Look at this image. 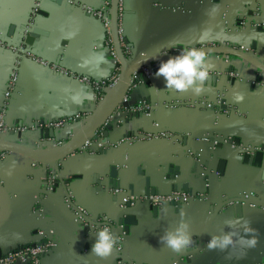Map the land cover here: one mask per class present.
Returning <instances> with one entry per match:
<instances>
[{
    "label": "crops",
    "instance_id": "obj_1",
    "mask_svg": "<svg viewBox=\"0 0 264 264\" xmlns=\"http://www.w3.org/2000/svg\"><path fill=\"white\" fill-rule=\"evenodd\" d=\"M81 1L85 7L93 9L100 8L105 2ZM32 3L33 0H0V32L7 34L14 27L10 38L18 40L17 27L30 17ZM124 11L127 39L132 44L137 42L143 53H148V49L152 50L149 52L158 53L160 47L176 44L190 48L218 42L242 48L264 62V0H124ZM238 20L243 23L236 24ZM37 23L38 28L46 33L33 44L37 57L55 64L60 60V67L92 81L106 79L114 72L115 67L105 44L106 33L98 19L84 14L80 9L61 10L55 3L48 2L43 4ZM234 27L240 28V31ZM206 57L208 78L199 94H193L191 90L180 93L165 90L163 77L141 80L130 91L128 99L131 105L144 102L152 112L150 118H131L121 124L116 123L115 119L108 134V140L116 141L139 130L170 128L184 141H143L132 146L122 145L116 151L103 150L104 153L78 150L58 164L61 177L69 182L71 195L84 207L83 212L88 219L97 223L101 219L113 221L122 216L120 196L96 192L92 185L94 178L116 169H119L117 177L120 182L129 186L143 180L139 170L144 164L154 162L168 167L173 163L180 168L178 178L188 176L189 181L185 185L193 191H205L206 184L198 175L203 163L195 167L196 158L190 157L194 153H199L202 161H208L210 171H216V168L221 171L217 177L209 176L208 194L211 200L219 197L222 191L261 190L259 184L262 182L264 165L261 168L241 163L233 165L230 159L237 158V151L228 145L213 150L209 143L194 138L206 133V124L212 118L210 112L203 113L201 107L195 111L173 107L174 102L199 99L216 101L223 96L233 108L219 121L224 134L214 132V135L217 138L223 135L238 137L245 145H264V74L233 57ZM13 60L12 51L0 49V108L4 103L2 92L6 88ZM43 68L27 61L20 65L17 89L5 109L6 125L25 131L17 141L35 148L41 143L38 140L39 131L43 128L41 125L69 119L76 114L89 115L99 104L90 85L79 83L72 77L47 72ZM116 117L114 115L113 119ZM81 125L82 121H70L57 130H49L54 131L56 138L46 139L45 149H51L53 143L65 141ZM13 137L17 138L15 135ZM218 156L228 160L217 163L214 159ZM200 160L198 163H201ZM130 163H136V167L128 168ZM46 173L42 166L33 165L17 155L7 154L0 160V182L10 193L13 206L9 221L0 230V249L4 251L36 238L35 231L39 225L35 206L38 197L44 195V222L62 243L39 264H116L115 250L105 258L91 252L96 240L95 233L102 228L83 226L84 222L66 201L63 186L58 180L53 190L46 193ZM159 187L167 191L170 184L164 182ZM206 209L207 204L198 202L183 209L163 205L154 216L145 203L129 207L127 210L134 219L127 235L129 260L133 264H174L185 252L188 255L176 264H234L255 259L264 252V212L247 211L243 220L255 230L253 235L258 242L254 248L241 249L236 245L219 251L205 247L204 252L198 255L197 251L204 247L207 237L209 240L211 236L222 235L229 230L235 231L237 238L243 234L238 225L229 228L228 221L231 219L218 226L214 233L206 230V223L203 222ZM181 219L189 225L193 244L177 253L162 244L159 238L166 231H173ZM120 233V227L116 226L115 235Z\"/></svg>",
    "mask_w": 264,
    "mask_h": 264
},
{
    "label": "water",
    "instance_id": "obj_2",
    "mask_svg": "<svg viewBox=\"0 0 264 264\" xmlns=\"http://www.w3.org/2000/svg\"><path fill=\"white\" fill-rule=\"evenodd\" d=\"M120 0H111L110 4V35H111V42H112V48L114 51V54L117 59V69H118V76L111 87V89L106 93L104 98L99 102L97 108L94 112H92L85 120L82 121V125L76 130L70 137H68L65 141L61 143L60 146L56 148H51L46 150L43 147H30L27 146L19 141H17V138L13 137V134L11 133L9 136L2 137L0 136V153L3 154H13L20 156L29 162L37 165L44 166L46 168H49L53 170L56 175L58 182H60L63 186L64 190V197L66 198V201L68 202L70 208L73 212L78 213L82 218L85 219V221L90 224L97 227V223L91 221L86 217L81 211L84 209L80 205V203L74 198L72 193L69 190V182L67 180H63L59 173L58 164L66 159L67 157L73 155L78 150L81 149L84 142L94 136H101L102 139H108L109 134V128L105 127L107 121L114 115L116 110L123 104L124 100L128 97L130 91H132L131 85H130V76L134 68H137L138 66L142 65H149L153 68L154 73L157 71L158 66L161 61L167 60L169 56H175L180 54L183 50L187 49L186 47H183L182 45H171L170 47H160L158 49V53L149 52L152 51L148 49V53H143L140 51L138 47V43L132 44L127 39V34L125 33V40L128 43V46L130 48V55L126 56L122 45L120 43L119 39V33H118V23H117V9L119 5ZM260 1V0H258ZM48 2L55 3L57 6L60 7L61 10H68V9H80L78 5H85L81 0H33L32 5L30 6V17L26 22H24L22 25L17 27V35L18 40H13L10 37L13 34L14 27H11L7 34L5 32H0V40L4 43H6L10 47H18V46H24L26 49L31 50L34 54H36L33 44L35 41L40 40V37H44L46 33L42 31L40 28H38L37 18L40 14H42V7L43 4H46ZM37 3L39 5V9L35 15L31 14L32 9L34 8V4ZM238 24V23H236ZM239 28V27H238ZM236 29V27H234ZM260 29V28H258ZM236 31H240V29H236ZM155 45L154 43L152 44ZM191 48V47H190ZM196 48L203 49L206 53V55H222V56H228L233 57L236 59H239L240 61L246 63L248 66L254 68L256 71L264 74V62H261L258 58L251 55L250 53L246 52L245 50L239 49L236 46L233 45H225L218 42H214L210 45H199L196 46ZM2 49V48H0ZM155 50V49H154ZM172 50H174L172 52ZM172 52V53H171ZM155 57V58H152ZM31 63V62H30ZM57 64L60 65V60H57ZM35 66L44 69L42 66L37 65L35 63H32ZM47 72H50L48 68H45ZM144 80V79H143ZM146 80V79H145ZM18 85V84H17ZM206 101L210 103H217L218 100H221L223 104L226 105H220V106H214L212 105L209 108L203 107V113H208L212 115V118L210 121L206 124L208 127L206 133L195 136L194 138L201 141L202 136L207 135L210 137L208 141H204L206 143H209L211 149H221L225 146V144H219L216 147H212V141L213 138H216L215 133L224 134L223 130L220 129L219 125L222 123L219 121L222 120L223 115L230 112V110L233 108V105L230 102H227L223 96H219L218 100L216 101H209L206 99H199V100H186L184 102H174L173 107H184L188 108L189 110L195 111L196 108L201 109L200 105L196 102L200 101ZM228 106V108L226 107ZM228 110L227 113H221L225 112V110ZM152 113V112H151ZM160 130H168L172 133L176 132L169 129H162ZM161 132V131H159ZM38 140L40 139H55L56 134L54 131L50 132L49 130L45 131V134H42V131H39ZM180 138V137H179ZM226 138H231L233 141H235L237 144L242 143L245 145V143L241 142V139L238 137H229V136H221L219 139L224 140ZM35 140V139H34ZM150 141H167L165 139L162 140H150ZM174 143L175 140H171ZM182 138H180L179 142H182ZM114 142V141H112ZM186 143V140H185ZM248 145V144H246ZM230 147V146H229ZM118 148H110L109 151H116ZM237 151L236 149H233ZM102 153L103 151H98ZM104 153V152H103ZM186 155V154H185ZM193 158H196L195 167L202 165L203 168H200V171L198 173L199 177H202L205 184H208L210 188L209 183V176L211 175V172L209 170V163L206 160L201 159L199 153L191 154ZM201 163H198L199 160ZM219 163L220 161L228 160V158L216 157L214 159ZM235 164H244L249 165L251 167H258L261 168L264 165V145L260 146V150L257 151L254 154H244L241 155L239 151H237V158L236 159H230ZM154 163V162H153ZM144 164L143 168L141 167L140 175L143 176V180L140 181L137 185H125L120 182V179L117 177L118 170L111 171L109 174H102L100 176H97L92 181V185L94 186V189L96 192H106L113 190V189H124L127 193L134 194V195H148V194H159V195H167L168 193L172 191L177 190H184V191H193L190 189L189 186L185 185V182H188L186 177L178 178L180 174V168L177 167L175 164H171L167 167L166 164ZM121 165V164H120ZM121 167H124L122 165ZM127 167V165H126ZM129 167H136V163H130ZM123 169V168H121ZM216 171L221 174V171L219 168H216ZM197 174V173H196ZM197 175V176H198ZM193 176V175H191ZM189 176V177H191ZM169 183L170 189L167 191H163L159 189V185L162 183ZM263 182V184H262ZM262 182L259 184V188L261 190L259 191H238L234 193H228L227 191H222L221 195L219 197H215L212 200L205 202L204 204H207V209L205 210L204 216H203V222L205 221L206 230H210V232L214 233L216 231V228L218 226H221L222 223L225 221H228L232 219L234 216H240L243 217L244 213L247 211H255V212H264V172L262 177ZM57 185H55L56 187ZM209 191V189H208ZM42 196V195H40ZM72 196V197H71ZM116 197V196H115ZM121 199V196H120ZM0 200L2 202V211L0 213V230L6 225V223L9 221L11 213H12V200L11 195L6 189V187L1 184L0 182ZM121 201V200H120ZM45 202V201H44ZM191 204V203H190ZM147 205V204H146ZM84 206V205H83ZM148 206V205H147ZM174 206V205H173ZM131 207L130 204L126 205V209H121L122 216L118 220H113V224H108L109 229L114 232L115 235V227L118 226L121 229V233L125 234V240L119 241L116 238L118 243H120L123 246V259L126 264H133L128 257L129 253V247L127 242V235L129 233V227L131 224V220L133 219L132 214H129L128 208ZM149 207V206H148ZM176 209H183L185 206L182 205H176L174 206ZM187 207V206H186ZM152 209L154 216L156 213H158L159 207H149ZM134 220V219H133ZM45 221V218H44ZM45 223V222H44ZM47 225V224H46ZM52 231V235H49V237H54V242L57 247L60 246L62 243L54 234V231L51 227H48ZM208 242V237L205 239L204 247L201 249H198L197 254H201L204 252V248L206 247V244ZM185 255H188L187 253L183 252L180 254V256L174 261V264L182 258H184ZM190 256L193 255L189 254ZM264 255V252L261 255H257L255 259L259 260ZM264 258V257H263ZM253 260V259H250ZM242 262V261H241ZM240 263V262H238Z\"/></svg>",
    "mask_w": 264,
    "mask_h": 264
},
{
    "label": "built area",
    "instance_id": "obj_3",
    "mask_svg": "<svg viewBox=\"0 0 264 264\" xmlns=\"http://www.w3.org/2000/svg\"><path fill=\"white\" fill-rule=\"evenodd\" d=\"M110 4L111 0H105V2L102 4V6L98 9H93L90 7H85V5H78L80 10L84 12V14L93 16L94 18L98 19L104 28V31L106 33V41L105 44L108 49V53L110 55V58L113 62V65L115 67L114 72L106 79L100 80V81H92L86 77L78 76L76 74H73L72 72L67 71L66 69L59 66V64L50 63L49 61H46L42 58H39L34 54L31 50L26 49L24 46H18V47H10L6 43L2 42L0 40V48L3 50H10L14 54V60H13V67L10 70L9 79L6 85L5 90L2 92V97L4 99V103L2 104L0 108V136L6 137L9 136L11 133L13 136L15 135L17 139L23 137L25 134L24 129H11L6 125L5 122V109L7 108L8 101L11 99L12 95L14 94V91L17 89L18 84V75H19V68L20 65L24 62H31L35 63L37 65H40L42 67L48 68L50 71L58 73L59 75L63 77H72L74 80H76L79 83L90 85L94 91H95V98L100 102L106 93L111 89L113 84L115 83L117 76H118V69H117V59L114 54L113 48H112V42H111V25H110ZM39 9V5L37 3L34 4V8L31 11L32 15H35ZM124 0L119 1L118 9H117V23H118V33H119V39L120 43L122 45L123 51L126 56L130 55V48L128 46L127 41L125 40V31H124ZM238 24H242L241 21H236ZM240 29V28H239ZM240 49V48H239ZM242 49V48H241ZM244 50V49H242ZM246 51V50H245ZM248 52V51H246ZM250 53V52H248ZM252 53V51H251ZM154 71L153 68L149 65H142L138 66L137 68H134L131 76H130V85L132 89H135L137 82L143 80V79H150L154 77ZM205 108H209L212 105L214 106H220V105H226L223 104L221 100H218L217 103H208L204 100L200 102H196ZM228 108V106H226ZM227 109L225 112L221 113H227ZM90 115V114H89ZM89 115H81L76 114L73 117H70L69 119H63L58 121H51L49 123H45L42 130V134H45L46 130H57L61 128L64 124L67 122H76V121H83L85 120ZM114 115H117V117L121 118H114ZM114 115L107 121L105 127H108L110 130V126L112 124V121L114 123H123L127 119L131 118H150L151 111L150 108L142 101H138L134 105H131L129 102L128 97L124 100L123 104L116 110ZM119 119V120H118ZM33 129V128H32ZM156 131H143L139 130L135 133H132L128 136H123L120 139L112 142L108 139H102L101 136H94L89 139H87L80 150H84L87 153H95L98 151L107 150L110 148H118L122 145L125 146H132L135 143L143 142V141H150L153 139L156 140H175V142H179L180 138L176 133H172L168 130H160L159 128H155ZM34 130V129H33ZM30 130H28L29 132ZM161 131V132H159ZM210 137L207 135L202 136L201 141H208ZM47 140L46 139H40L39 143L40 145H36L37 147H47L45 144ZM22 142V141H20ZM38 143V142H37ZM62 142H59L58 144L53 143L52 148H56L61 145ZM212 147H216L219 144H225L230 146L232 149H236L240 152L241 155L244 154H254L257 151L260 150V146L257 145H244L242 143H236L231 138H226L224 140H220L219 138H213ZM191 153V152H190ZM7 154L0 153V160H3L4 157ZM37 165V164H33ZM41 166V165H40ZM45 168L48 172H50V175L45 177L44 183H45V192H50L53 190V183L58 180L56 175L54 174V171ZM211 175L218 176L217 171H212ZM263 184V182H262ZM205 191H184V190H177L172 191L168 193L167 195H159V194H148V195H134L127 193L124 189H113L108 191L109 194L112 196H121L120 206L123 209H126V205L130 204L131 206L137 204V203H145L149 207H161L163 205H182V206H188L190 203L198 202V203H205L210 200L208 189V184L205 185ZM45 198L44 195L38 197L37 206H35V212L38 217V229L35 231L36 238L29 241L25 244H18L13 247H8L6 250L0 249V264H39L41 260L44 259L49 253L54 251L57 246L54 242V237H49V235H52V231L48 228V226L44 223V207L45 205ZM80 211L84 214L83 210L80 209ZM81 221L84 222L83 226L86 228L85 225L88 224L84 218H82L78 213H76ZM85 215V214H84ZM86 216V215H85ZM87 217V216H86ZM98 228H103L105 226L109 227L108 224H113V221H109L106 219H101V221L97 222ZM96 227V226H95ZM116 238L119 241L125 240V234L120 233L119 235H116ZM123 246L117 242V247L115 249L117 254V261L116 264H126L123 259ZM264 255L259 259H253V260H247L242 261L240 263H234V264H264Z\"/></svg>",
    "mask_w": 264,
    "mask_h": 264
},
{
    "label": "clouds",
    "instance_id": "obj_4",
    "mask_svg": "<svg viewBox=\"0 0 264 264\" xmlns=\"http://www.w3.org/2000/svg\"><path fill=\"white\" fill-rule=\"evenodd\" d=\"M154 75L163 77L165 90L177 93L191 90L193 94H199L208 78L206 53L203 49L196 47L187 48L180 54L169 56L167 60L161 61ZM181 215L183 216V213ZM228 224L229 228L233 225L240 226L243 234H239L237 238V233L229 230L222 235H213L206 244L208 250L225 251L236 245H239L241 249H251L256 246L258 241L253 235L255 230L246 220H243V217L234 216ZM95 236L96 240L91 252L101 258L110 256L117 247L114 232L105 226L96 232ZM159 239L162 244L177 253L188 249L193 244L189 225L183 219L173 231H166Z\"/></svg>",
    "mask_w": 264,
    "mask_h": 264
},
{
    "label": "trees",
    "instance_id": "obj_5",
    "mask_svg": "<svg viewBox=\"0 0 264 264\" xmlns=\"http://www.w3.org/2000/svg\"><path fill=\"white\" fill-rule=\"evenodd\" d=\"M46 174H47V176H49V175H50V172H48V171H47V173H46ZM54 183H55V182H54ZM54 183H53V186H54Z\"/></svg>",
    "mask_w": 264,
    "mask_h": 264
}]
</instances>
